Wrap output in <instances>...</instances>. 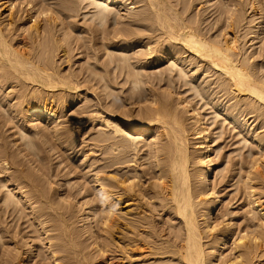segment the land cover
I'll list each match as a JSON object with an SVG mask.
<instances>
[{
    "label": "bare ground",
    "instance_id": "obj_1",
    "mask_svg": "<svg viewBox=\"0 0 264 264\" xmlns=\"http://www.w3.org/2000/svg\"><path fill=\"white\" fill-rule=\"evenodd\" d=\"M17 1L3 0L1 6L8 16L16 15L27 40L16 47L0 27V106L6 107L0 115L9 112L12 120L23 119L26 128H35L34 136L52 141L51 148L77 154L73 144L80 129L74 131L66 119L60 120L62 112L75 110L83 123L95 128L90 140L104 147L105 155V163L95 166V161H86L90 153H80L91 187L84 185L81 191L82 185L75 186L74 199L51 178L56 175H50L44 150L39 153L40 146L30 143L32 137L21 136V146L0 143V213L12 216L28 210L32 222L43 229L45 263L121 264L126 258V264H264V202L257 191L264 189V0H21L25 5L18 1L21 14H15ZM82 10L90 14L82 13L91 22L83 25L87 33L103 34L104 53L116 47L126 53L105 60L109 64L104 61L108 68L116 60L124 74L129 86L123 100L112 97L114 77L105 67L102 71L84 66L80 72L69 66L68 56L56 60L61 51L67 55L73 40L63 18L70 20ZM109 20L112 28L107 32ZM141 63L143 68L165 66L151 76L139 70ZM62 64H67L66 70ZM181 86L206 98L218 109L215 113L258 150L241 179L247 206L243 231L234 230L228 209L214 215L220 195L213 176L223 177L226 167L217 168L215 138L200 109L178 90ZM110 94L113 99L106 101ZM189 139L195 141L193 154ZM142 149L145 161L139 163ZM122 194L134 202L135 210L117 208ZM1 215L0 264H28L36 249L24 239L26 234L16 240L21 230L5 226ZM153 215L177 222L167 232L157 231ZM42 217L50 220L47 230ZM125 219L122 247L114 234ZM75 221L84 232L75 231L80 229L73 228ZM5 239L13 240V249L5 247ZM19 242L26 246L24 251L15 247Z\"/></svg>",
    "mask_w": 264,
    "mask_h": 264
},
{
    "label": "rangeland",
    "instance_id": "obj_2",
    "mask_svg": "<svg viewBox=\"0 0 264 264\" xmlns=\"http://www.w3.org/2000/svg\"><path fill=\"white\" fill-rule=\"evenodd\" d=\"M18 1H19L20 5H22V6L25 5L24 4L25 2L22 3L23 0L22 1L21 0H18ZM18 1L16 2L17 8H16V6L14 8L15 14L16 13L17 14H21V13L18 12V10H19ZM2 2H3V0H0V27H1L2 31L5 30L4 33H6L10 37V38L9 37L8 38L9 39H12V44L14 46H16V45L19 44V47H20L21 44L22 45L25 44V42L27 40V38L25 37V35L27 36V34L25 32H22L23 29L21 31V29H19V27L16 25L17 23L19 24V22H16V20H17L16 19V15L15 16H11V17L8 16L9 15V12L6 9V6H3V7L1 6ZM82 11H84V12H82ZM82 11H80L81 13L78 12V14H77L78 16L77 17L74 16L73 18H69L71 20V22H70V20H66L65 18H63L66 22L68 21L67 23L65 22L66 26L69 27L70 29H72L71 31H73V33L71 32L73 35L70 36L72 38L69 39L70 41L72 39L73 40L71 42H69L70 44L68 45L69 48L71 46V49L69 50L70 52L68 51L67 55H63V51L59 52V56L56 57V60L60 61V60L66 58L64 56H68V59L70 58L69 59L70 60L69 66H71V68L73 70L75 69L74 71L77 70V71H80V72L81 71L82 72L84 71V70L81 69V68H84V66H85V68L87 67V68H91V69H93V67H96L98 70H102L105 67L104 70L110 71L109 73L111 74V76L115 78V80H114V78H111V81H110V83H111L110 86H111V89H112V90L110 89V93L113 96L110 94V96L107 97L108 100H106V101H109L110 99H113L116 96L117 97L114 100H116V99L118 101L120 99L123 100V98H126L125 97L126 96L125 94L127 93L126 91H127V89H128L127 87L129 85L125 83V80H124V77H123L124 74L123 73L121 74V71L122 70H119V67H116L117 61L115 60V62H113L112 60H114V59H112V58H114L115 55H121V57H122V55H126V53L121 52L119 50L120 47H116V50H115V48L114 49L112 48V50H110V53L112 55L110 53H108L109 55L106 54V53H104V50L102 48H100V47H103L102 46V42H103V39H104L102 37L103 34H101L99 32V33H97L99 36H97L96 33L94 35H90V33H87L86 27H85L86 25L85 26H83V25L84 24H87V25L89 24L90 25L91 22L88 19L84 18L83 15L84 14H87L86 17H89L88 15H90V14L87 13V12H85L86 10H82ZM89 11H91V10H89ZM82 13H84V14L82 15ZM72 19H73V22H72ZM74 19H75V21H74ZM8 21L10 23H8ZM84 21H89V23H84ZM69 22H70V24H69ZM106 23H107V26L108 27L105 25L106 26L105 29L107 31V29L112 28V23H111V20L107 21ZM70 25H71V27H70ZM72 25H74L75 27L72 26ZM83 28H85V30ZM7 29H8V31H6ZM74 31H76V32L74 33ZM79 32H81V33H79ZM14 33H15V35H14ZM21 35H23L24 37L23 36L21 37ZM105 35H104V37H108V36H105ZM92 36H95L96 38L95 37H92ZM74 37H76L78 39H76ZM80 38H81V40H79ZM88 38H91V39H88ZM85 41H86V44H84ZM256 41H259V39L257 38ZM87 42L88 43L90 42L89 43L90 45H88ZM97 43H99V44H97ZM94 44L97 45L95 47L96 50L95 49L93 50V48L95 46ZM99 45H101V46H99ZM259 45H260V43H257L256 46H254V47L256 48ZM89 46L91 47L92 50L91 49L89 50V48H90ZM136 50L138 51L139 49H136ZM92 54H94V55H92ZM110 55H111V57L109 58ZM97 56H98V58H96ZM91 57H92V59H91ZM57 58H59V59H57ZM110 59H112L111 60L112 61V65L110 64V66H108V68H107V64L106 63H108V62L111 63V62L110 61L106 62L105 60H110ZM94 61H96V63H98V62L99 63L97 65H95L96 63H93ZM91 62L93 63V65H92ZM103 64L106 65V66H104ZM158 64L159 63H154L153 65H147L145 68H143V66H145V65L143 63H141L139 65V70H141L143 72H146V74H148V75H151L150 73H158L159 70L165 66L164 64L158 66ZM66 65L67 64H62V67H64L65 70L67 68ZM118 70L120 71V73H119ZM116 72L119 73V74H121V75H119V74L116 75L117 74ZM115 75L118 76V78ZM119 76H120V78H119ZM175 78H176V83H177V77H175ZM211 78L214 79V77H210L209 79H211ZM194 80H196V79H194ZM197 81L200 82L201 80H197ZM8 89H10V88H8ZM185 89H186V87L181 86V87H179L178 90L179 91H182V94L184 96H187L188 99L191 101V103L192 104L195 103L194 105L200 109V112L205 116L204 119H205L206 124L210 128L212 137L215 138L216 148L218 150V155H217V159H216V162L218 163L217 164V168L218 169H223V168L226 167V171L224 172V176L223 177L222 176H219V175L218 176H215V175L213 176V178H214V184L216 186V190L218 191V193L220 195L219 201H218V206H217V209H216V212L214 213V215L218 216L220 214H223L228 209L229 211H231L233 213L230 216L232 218L234 230L235 231H243L244 228L247 229L246 228V221H245V219L243 217L244 211L246 210L247 206H246V198H245V196L243 194V190H242L243 188L241 187V179L243 180V178H244L243 175H245L243 173H245V171H246L245 169H246L247 164L248 165L251 164L252 157H257L259 155L258 150H257V148L254 145H252V143H250L249 141H245L242 138L243 137V133L241 134V132H238V130L233 129L232 128V124H229L227 120H224L223 119L224 117L221 116V115H219V113H215V112L218 111V109H214L213 110L211 108V106L206 103V101H207L206 98H201L200 96H196V94H194L193 91L190 92V90H189V92H188V90L185 91ZM12 90H15V89H12ZM183 91H184V93H183ZM113 93L115 94V96H114ZM191 94H194V95H191ZM193 96H195V97H193ZM125 102H123V103H125ZM2 106L3 105L1 104V106H0V113L1 114H2V112L4 110L6 111V107L3 106V108H2ZM74 111L75 110H68V111L64 112V114L62 112V115L63 116H61L60 120L63 121L64 119H66L65 121H66L67 124L66 123H64V124H66V125H69L70 124L69 126H71L74 131L75 130L77 131V129H80V130L77 131L80 134V136H82L83 134L85 135V136L83 135L84 137L82 136V138L79 136L78 139H76L75 142H74V144H73L74 146H76V149L75 150L78 151L77 154H75V151L73 152L72 150H69L68 148L66 150V148H64V147H61V148L57 147V148H54V149L51 148L52 147V141H48L47 142L46 140H44L45 138L41 139V137L39 135L34 136L35 135V133H34L35 128H31V129L26 128L25 125H24L25 124L24 120L23 119H19V117L13 118V120H12V118H10L12 115L8 114L9 112H4V113H6V115L3 113V115L7 116L9 119L8 118L6 119L5 116L0 115V143H6V145L11 146L8 143H11L12 145L13 144L15 145V142H16V145L18 144L19 146H21V143L24 140L22 137L24 135H29L30 137H32V139H30V143L32 144L34 142V144H36V145L38 144L41 147V148L40 147L37 148V150H39V153H41V151H43V150L45 151V152L44 151L42 152L44 154H42V153L41 154L46 157V159H44V160L47 161L45 163H47V165H48V167L50 169L49 170V173H50V175L51 174L54 175V176L56 175L54 178H53V176H51V178L54 179V180H57V183H58V185L60 187L59 189H61L62 191H65L67 193L71 192L69 194L72 195L71 197H73L75 199L73 192L76 191V188L78 186H79L78 188L81 187L80 185L83 186V187H81V188H83V190L81 189V191H84V185H85V187L88 186L87 187L88 189H90V187H91L90 186L91 185V181H90L91 180V177L85 173L86 172V168H85V164L84 163L82 164L81 161H80L81 160L80 159V153H82V152L90 153L89 156L87 157V160L86 161H92V160H93V162L95 161L94 162L95 163L94 164L95 166L103 165V163H105V161H104L105 159H102V157L104 158L105 155H103L102 152H101V151H103V148L104 147H101V145L93 146V142H91V140H90L91 138H93V134H91V133H93V131H94L95 128H93V126L91 128L90 125H89V122H86V123L84 122L85 123L84 124L82 122V120H83L82 117H80V115H77ZM1 116L2 117H5V119H3ZM219 116H220V118H219ZM78 120H80V122ZM222 120H224V121H222ZM3 121H4V123L2 124ZM69 122H71V123H69ZM71 124H74L75 126L74 125H71ZM187 127L189 128V125H187ZM24 128H25V130H24ZM33 133H34V135H33ZM38 136H39V138H38ZM42 140L44 142H42ZM189 140L190 141L188 143V151H189V153L191 152L193 154V149H195V147H196V145L194 143L195 141L194 140H191V139H189ZM242 140H243V142H242ZM38 142L42 143V146H43L44 149L42 148V146ZM190 143L192 145H189ZM142 144H143V141L141 142V144L139 143V145H142ZM100 147H101V149H100ZM252 147H254L256 149H253ZM91 149H92V153H91ZM140 151L141 152L138 154L137 158L139 159L138 160L139 163H143V161H145V160L143 158H141V155L143 154V151L144 150L142 149ZM60 152H62V153H60ZM254 152H256V153H254ZM91 155H92V157H91ZM106 156H108V155H106ZM194 157L195 156L193 155L192 159H194ZM96 161H97V163H96ZM221 162H222V165H221ZM241 164H244V165H243L242 170L240 171ZM68 165H69V167H68ZM143 167H145V166H143ZM194 168L195 167L193 166L192 169H194ZM67 169H68V171L70 173H65V172H68ZM115 169H116V167L110 168L109 170L112 171L111 173H115V172H113ZM124 169L123 170L126 171V168H124ZM123 170H121L120 173L123 172ZM213 178H212V180H213ZM70 184L73 186V188H72V186ZM75 186H77V187L75 188ZM54 187H56V186H54ZM262 189H258L257 191L260 192L259 195H260V197L262 198V200L264 202V189L263 190ZM53 192H55L54 193V198L56 196H58L57 195L58 194V190L57 189L53 190ZM59 192H60V190H59ZM77 194L75 192V195H77ZM77 196L78 197L76 198V200L79 199L80 195H77ZM114 200L115 201H113V202H115V204H117L119 202L117 199H114ZM132 202L133 201L127 202L126 201V194H122L121 195V200L118 203L117 208H119L122 212H125L127 209H133V210H135L134 202L133 203ZM0 203H1V201H0ZM0 208H1V205H0ZM18 211L15 212L14 214H12V216L11 215H8V214H3V215H5V217L3 215H1L2 214V212H1L0 215H1V219L3 218L2 221L5 223V226L8 227V225H9L11 227V229L13 227V230H15L17 227L19 229H17L16 231H20L21 230L20 231L21 233H19V235L16 237V240H18V238L20 239L21 236H23L24 234H26V235H24L25 236L24 239L26 240V238H27V240H28L27 242L29 244L33 245L34 246V249H36L35 250V256H34V258L33 257H30L29 258L30 260H29L28 264H37L39 262H41L42 264H46L45 262H47V260H45V258H44L45 255H46V252H45V248H43V242H42L43 235L41 234L42 233L41 231L43 229L41 228V225H37L35 221L32 222L31 217H30L31 215H29V212H28L27 209L26 210L24 209L23 211L20 210V213H18ZM18 215H19V217H18ZM166 216L167 215H165L163 217L162 216H158V215H153L152 216L151 220L153 221V224L156 225L155 226V229H157V231H160V230L163 229V230H165L167 232V231L171 230L169 228L171 225H175L176 224L177 221H174V220H171L170 221L168 219L169 217H166ZM20 217H21V219H20ZM17 218H18V220H17ZM42 218H43V220H41ZM42 218H40V220L44 223V226L43 227H45V230L49 229V224H50L49 221L50 220L48 218H45V217H42ZM167 220H168V222H167ZM3 222H2V224H4ZM70 222H71V220H70ZM121 222H122V224H119V226L117 225V228H118L117 230L121 229L120 232L116 230L119 235L117 233H115L114 235H115V239L119 241L118 243L119 244L122 243L121 246L124 247L125 244H126V243H124V240H126L125 239L126 238V235H125L126 234V219L123 220V221H121ZM74 223L76 224V221ZM51 224H52V222H51ZM77 224L76 225H73V228L76 229V227H78L80 229H76L75 231L78 230V232H80V233L84 232L83 229H82L81 223L80 224L77 223ZM96 225H98V224H95L94 225L95 230H96V228H99V225L98 226H96ZM38 228H39L40 231L38 230ZM122 230L124 231V238H120V240H119V236H120L121 232H123ZM48 234H49V232H48ZM99 234H102V233L99 231ZM85 235L86 234H84V233L82 234V239L84 238L83 236H85ZM121 240L123 242H121ZM87 241H86L85 244H88L89 243V241L88 242ZM5 242H7L5 244V247L6 248L7 247L9 249H13L14 248L13 247L14 245L12 244L13 243V240L12 239H10L9 241H8V239H5ZM8 242L10 244H8ZM20 242L17 243L18 245H16L15 247H17V249H20L19 247H21V249L19 251H24L26 249V246L22 245L23 239H22V243H20ZM89 249H90V247H88L87 250H89ZM116 255H117V258H121V255L122 254H116ZM123 256L126 257V255H123ZM125 259L126 258H124V261H120V263L121 264H126V260Z\"/></svg>",
    "mask_w": 264,
    "mask_h": 264
}]
</instances>
